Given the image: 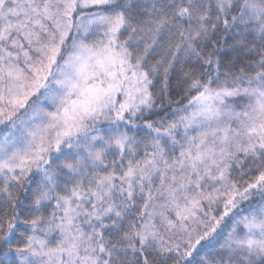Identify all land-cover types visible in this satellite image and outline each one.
Listing matches in <instances>:
<instances>
[{"label":"snow or ice","instance_id":"obj_1","mask_svg":"<svg viewBox=\"0 0 264 264\" xmlns=\"http://www.w3.org/2000/svg\"><path fill=\"white\" fill-rule=\"evenodd\" d=\"M0 264H264V0H0Z\"/></svg>","mask_w":264,"mask_h":264}]
</instances>
